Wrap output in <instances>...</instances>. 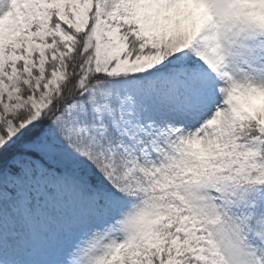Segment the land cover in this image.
I'll list each match as a JSON object with an SVG mask.
<instances>
[{
  "label": "snow or ice",
  "instance_id": "1",
  "mask_svg": "<svg viewBox=\"0 0 264 264\" xmlns=\"http://www.w3.org/2000/svg\"><path fill=\"white\" fill-rule=\"evenodd\" d=\"M0 264H264V0H0Z\"/></svg>",
  "mask_w": 264,
  "mask_h": 264
}]
</instances>
